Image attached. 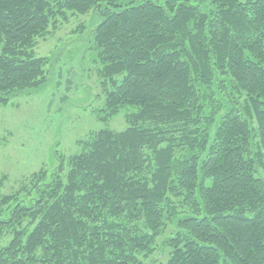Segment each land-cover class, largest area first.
I'll return each mask as SVG.
<instances>
[{
	"label": "trees",
	"instance_id": "trees-1",
	"mask_svg": "<svg viewBox=\"0 0 264 264\" xmlns=\"http://www.w3.org/2000/svg\"><path fill=\"white\" fill-rule=\"evenodd\" d=\"M92 11L97 114L127 127L0 197V264H264V0H0V105Z\"/></svg>",
	"mask_w": 264,
	"mask_h": 264
},
{
	"label": "rangeland",
	"instance_id": "rangeland-1",
	"mask_svg": "<svg viewBox=\"0 0 264 264\" xmlns=\"http://www.w3.org/2000/svg\"><path fill=\"white\" fill-rule=\"evenodd\" d=\"M100 22L96 11L60 18L36 46V55L50 57L48 82L0 105V197L18 191L42 167L53 172L58 157L81 151L77 142L91 131L127 127L125 115L132 108H121L108 123L97 114L105 98L93 43Z\"/></svg>",
	"mask_w": 264,
	"mask_h": 264
}]
</instances>
